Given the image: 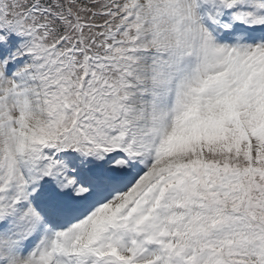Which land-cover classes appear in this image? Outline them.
<instances>
[{
	"label": "snow or ice",
	"instance_id": "obj_1",
	"mask_svg": "<svg viewBox=\"0 0 264 264\" xmlns=\"http://www.w3.org/2000/svg\"><path fill=\"white\" fill-rule=\"evenodd\" d=\"M0 264H264V0H0Z\"/></svg>",
	"mask_w": 264,
	"mask_h": 264
}]
</instances>
